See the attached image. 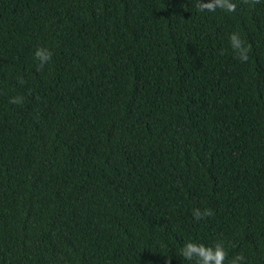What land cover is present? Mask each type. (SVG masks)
I'll return each mask as SVG.
<instances>
[{"label":"trees","instance_id":"16d2710c","mask_svg":"<svg viewBox=\"0 0 264 264\" xmlns=\"http://www.w3.org/2000/svg\"><path fill=\"white\" fill-rule=\"evenodd\" d=\"M233 2L0 0V264H264V0Z\"/></svg>","mask_w":264,"mask_h":264},{"label":"clouds","instance_id":"9594fccd","mask_svg":"<svg viewBox=\"0 0 264 264\" xmlns=\"http://www.w3.org/2000/svg\"><path fill=\"white\" fill-rule=\"evenodd\" d=\"M195 6L200 11L215 12L217 9H222L226 12H235L237 5L233 0H195ZM229 42L237 55V58L242 62L248 59L247 48L243 40L236 32L229 34ZM34 58L39 61V67L42 68L48 64L52 59V52L44 47H37L34 53ZM13 102H18L13 98ZM211 210L199 208L193 210V218L196 221L201 220L205 216L211 215ZM185 260L192 262V264H225L228 253L225 249L224 242L217 240L212 245H206L203 242H195L188 240L184 243L179 253ZM245 257L242 253H237L228 264H242Z\"/></svg>","mask_w":264,"mask_h":264}]
</instances>
